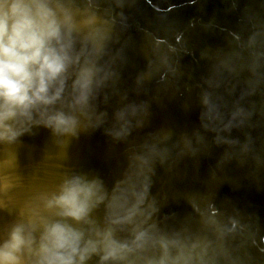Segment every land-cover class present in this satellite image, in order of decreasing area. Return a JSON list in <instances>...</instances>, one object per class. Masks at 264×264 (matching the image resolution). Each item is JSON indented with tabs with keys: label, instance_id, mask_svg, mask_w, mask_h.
<instances>
[{
	"label": "clouds",
	"instance_id": "9594fccd",
	"mask_svg": "<svg viewBox=\"0 0 264 264\" xmlns=\"http://www.w3.org/2000/svg\"><path fill=\"white\" fill-rule=\"evenodd\" d=\"M126 6L128 0H0V212L13 217L0 225V264H249L246 245H254L257 234L234 217L220 219L212 204L195 208L198 231L157 218V201L149 195L155 165L171 166L206 148L199 131L173 141L171 131L161 130L130 154L129 166L142 175L132 209L119 202L116 186L109 192L101 177L81 171H65L51 186H29L23 199L9 195L24 186L16 151L23 137L43 128L66 150L82 133L103 129L123 141L144 125L149 101L131 94L146 91L145 82L155 76L144 71L131 89L120 87L128 47L121 37L131 27ZM177 45L181 35L173 42L167 33L153 34L150 53L174 52ZM232 54L208 57L210 68ZM242 67L260 83L264 52ZM113 98L109 112L104 106ZM199 101L202 112L201 91ZM243 126L230 121L223 135H214L213 143L228 146L220 164L250 152L251 138L241 143L227 135ZM237 145L239 151L231 150ZM101 205L105 213L98 220L94 211Z\"/></svg>",
	"mask_w": 264,
	"mask_h": 264
},
{
	"label": "water",
	"instance_id": "95a60500",
	"mask_svg": "<svg viewBox=\"0 0 264 264\" xmlns=\"http://www.w3.org/2000/svg\"><path fill=\"white\" fill-rule=\"evenodd\" d=\"M128 4L124 11L131 27L121 37L128 47L120 87L131 89L135 77L146 71L149 77L165 76L180 99L169 107L155 92L141 93L157 110L123 141H113L97 129L82 133L61 150L46 129L23 137L16 151L24 186L9 195L23 199L30 194L29 186H51L61 173L81 171L101 177L109 192L116 186L119 202L132 209L140 197L142 175L137 166H129L130 154L161 130L171 131L173 141L199 131L206 148L171 166L155 165L149 195L157 201V218L167 217L165 223L198 231L201 216L195 208L203 211L210 203L223 214L220 219L234 217L257 234L256 243L249 240L245 250L249 264H264V239H260L264 237V80L259 83L260 77L242 67L251 63L253 53L264 52V0H128ZM157 33H167L173 42L175 35H181L182 45L174 52L151 54L152 35ZM231 50V56L210 68L208 57ZM200 91L206 102L202 112ZM135 98L139 100L140 94ZM171 99L164 97L166 103ZM230 121H243L244 126L227 135L241 143L251 138V150L220 164L228 146L216 145L213 137L223 135ZM107 145L111 155L101 151ZM231 150L239 151V145ZM104 213L103 205L94 211L98 220ZM12 219L8 212H0V225Z\"/></svg>",
	"mask_w": 264,
	"mask_h": 264
}]
</instances>
